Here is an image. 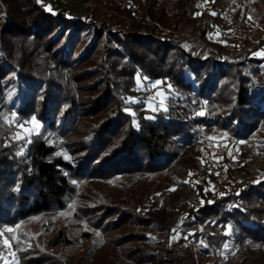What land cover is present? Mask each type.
Here are the masks:
<instances>
[{"label":"trees","instance_id":"trees-1","mask_svg":"<svg viewBox=\"0 0 264 264\" xmlns=\"http://www.w3.org/2000/svg\"><path fill=\"white\" fill-rule=\"evenodd\" d=\"M126 1L112 0L108 20L98 21L96 11L72 16L42 0H0V225L17 223L10 244L19 264L171 259L141 241L156 239L135 225L164 227L162 213L168 199L176 203L182 177L176 189L150 194L147 207L143 200L128 206L85 179L125 181L120 175L188 164L201 151L200 124L234 140L256 139L264 150V55H247L250 37L234 32L246 26L245 1L224 18L201 15L188 35L145 21L164 17L152 0H129L139 15ZM257 6L264 30V2ZM220 24L230 32L224 42L211 34L224 31ZM139 75L168 80L167 108L144 105ZM31 115L41 128L16 137ZM197 187L199 202L180 208V222L196 224L192 234L199 252L213 256L209 264H264V239L241 225L264 227V172L232 189ZM62 209L68 223L55 218ZM228 221L239 228L235 237Z\"/></svg>","mask_w":264,"mask_h":264},{"label":"rangeland","instance_id":"rangeland-1","mask_svg":"<svg viewBox=\"0 0 264 264\" xmlns=\"http://www.w3.org/2000/svg\"><path fill=\"white\" fill-rule=\"evenodd\" d=\"M58 5L69 8L74 6L80 15L90 12L97 14L98 21L108 20L107 16L110 10H112V0H56ZM92 1L95 4L90 6H84L85 3ZM120 1V0H118ZM236 0H228L224 6H221L220 2L212 5L210 0H152L153 8L157 11L164 7L165 14L161 17V21L145 15L143 18L145 21H152L157 23L166 29V31L180 30L183 35H188L195 24H198L199 17L203 15L204 18H210L212 15L218 14L221 18L228 16L232 12ZM245 12L243 19L246 26L243 29L234 30L236 34L245 35L248 39L244 47L247 48V55L254 57H262L264 55V40L259 41L260 37L264 34L263 27L260 23V9L257 5L264 2V0H244ZM129 2V4L127 3ZM149 2L150 0H146ZM257 4V5H256ZM126 5L132 10L135 15H139L140 11L130 3L126 1ZM59 6V7H60ZM178 15V16H177ZM180 19L183 22L181 28L176 27L175 19ZM108 23V22H107ZM224 31L212 30V38L219 42L227 41V36L230 34L228 28L219 25ZM233 32V33H234ZM259 41V42H258ZM45 54L46 51H41V54ZM137 87L139 89H145L146 96L142 98L144 105L150 109L157 107H166L165 103L171 93V85L168 80L163 81L160 78H140L136 76ZM137 96H133L132 99H136ZM18 128L14 135L22 136L30 133L31 131H37L41 128V121L35 117L30 116L24 122L18 123ZM200 137L197 139L196 145L200 147V153L198 156H192L190 163L168 164L163 170L158 172L148 171H134L128 175H120L125 177L122 181L118 179L114 180L112 177L108 178H90L85 179V182L97 181L100 188L111 192L112 197L118 198V200L125 202L128 206L135 205V201L143 200L147 207L151 200L153 192L162 194L164 188L170 190L176 189L177 178L176 175L182 177L185 181L181 186L177 187V193L175 196L176 203L173 204L168 199L166 207L162 213L164 219V227L156 228L150 224H136L135 227H144L146 230H150L153 233V237L156 240L150 238H144L141 241L145 242L151 247H162L166 251L167 255L171 259H165L160 261H141L139 264H209L213 256L206 255L199 252L198 241L199 236L193 235V229L196 224H184L181 221L183 216L180 208L183 205L197 204L200 199L198 194L197 183L202 181L204 187L209 189H216L222 191L225 189H232L236 187L238 181L253 179L262 172H264V150L259 147L260 143L256 139H240L234 140L230 138L229 132L224 130H211L206 131L198 125ZM255 133L252 131L250 135ZM246 142L247 148L240 145L239 142ZM77 184L81 183L77 178H73V182ZM56 220L59 222L68 223V211L61 210L56 214ZM72 222V221H71ZM15 224L0 225V242L4 244L5 251H0V259L5 264H19L17 257V249L13 248L10 244L12 236H16ZM242 227L249 235L264 239V227L257 225L254 222L243 220L241 221ZM226 229L230 231V234L235 237L239 228L232 225L229 221L225 224ZM235 230V231H234ZM233 231V232H232ZM138 241V240H137ZM171 249V250H170ZM174 249V251H172Z\"/></svg>","mask_w":264,"mask_h":264},{"label":"crops","instance_id":"crops-1","mask_svg":"<svg viewBox=\"0 0 264 264\" xmlns=\"http://www.w3.org/2000/svg\"><path fill=\"white\" fill-rule=\"evenodd\" d=\"M42 1H45L46 2L45 5L49 9H52V10H54V8H58L60 6V5H58L59 2L56 0H42ZM74 8H75L74 6H72V7L69 6V8L67 7L66 12L70 13V15H72V16L80 15V13Z\"/></svg>","mask_w":264,"mask_h":264},{"label":"built area","instance_id":"built-area-1","mask_svg":"<svg viewBox=\"0 0 264 264\" xmlns=\"http://www.w3.org/2000/svg\"><path fill=\"white\" fill-rule=\"evenodd\" d=\"M60 1H63V0H60ZM96 2V1H95ZM95 2L93 3L92 1H89L88 3H85L84 4V6H90V7H92L94 4H95ZM235 231V230H234ZM233 232V231H232Z\"/></svg>","mask_w":264,"mask_h":264}]
</instances>
